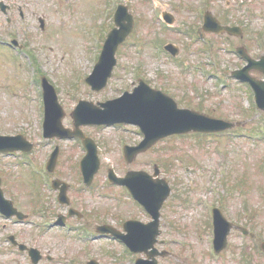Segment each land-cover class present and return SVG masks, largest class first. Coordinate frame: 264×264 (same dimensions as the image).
Returning a JSON list of instances; mask_svg holds the SVG:
<instances>
[{
    "label": "rangeland",
    "instance_id": "1",
    "mask_svg": "<svg viewBox=\"0 0 264 264\" xmlns=\"http://www.w3.org/2000/svg\"><path fill=\"white\" fill-rule=\"evenodd\" d=\"M12 3H26V22L17 20L13 29L21 30L16 35L19 41H24L20 43L25 45L29 56L15 59L12 52L0 48V135L22 134L34 144L29 154H0L2 189L14 207L40 224L46 221L44 215H69L57 202V193L42 183L46 178L44 163L55 149L53 146H57L58 161L50 178L70 185L68 196L74 209L90 215L89 220L103 218L114 225L130 218L147 219L145 211L135 205L125 189L111 185L107 172L112 169L118 177H124L128 170L153 175L154 165H158L159 177L166 178L172 188L161 209L159 239L164 245L157 246L169 255L159 258V264H264L261 249L264 111H257L250 89L231 78L232 72L246 64L236 55L237 47H246L255 60L264 56V0H12ZM119 4L127 6L134 15L136 27L118 50V64L108 87L93 92L85 79L91 76L95 58L114 28V9ZM163 11L175 18L171 29L161 22ZM205 11L222 23L240 26L242 38L209 34L202 41L198 39ZM25 23L24 31L18 24ZM5 31L6 23L0 21V39L10 40ZM168 43L179 47L178 59L164 52ZM27 62L35 67L38 81L45 77L56 88L66 113L63 124L70 129H73L70 113L80 100L105 102L125 90L131 91L139 79L154 87L161 86L181 108L240 125L220 135L169 137L138 156L131 165L123 160L120 140L138 145L142 137L135 127H83L84 134L98 142L101 159L99 173L91 187L86 188L80 185L83 180L79 162L84 150L79 142L58 138L43 142L40 137L43 116L37 108L39 86L36 82L29 83L34 72L27 70ZM196 65L204 66V71H198ZM206 72L218 76L208 80ZM251 74L264 80L258 72ZM221 80L229 87L218 91ZM30 161L36 165H26ZM213 208H219L230 222L248 230L253 237H244L239 229L233 230L227 249L218 256L213 254L210 216ZM71 221L75 227L81 226L76 218ZM42 229L28 221L0 220V250L10 248L6 237L13 234L44 255L40 264H70V261L85 264L87 254H92L99 264L132 263L127 251L116 242L103 240L86 246L76 240V232L66 236L63 230L55 229L42 235ZM27 235L30 238L26 242ZM47 255L53 258L52 262L46 259ZM0 264H31V261L25 262L18 252L4 250L0 253Z\"/></svg>",
    "mask_w": 264,
    "mask_h": 264
},
{
    "label": "water",
    "instance_id": "2",
    "mask_svg": "<svg viewBox=\"0 0 264 264\" xmlns=\"http://www.w3.org/2000/svg\"><path fill=\"white\" fill-rule=\"evenodd\" d=\"M164 18L170 24L174 23L171 15L165 14ZM115 20L117 27L109 34L100 60L93 74L87 80L88 84L96 91L102 90L107 85L108 79L112 76L113 69L117 64L116 53L118 48L133 32L135 26L134 18L129 14L127 7H121L119 9ZM205 21L204 29L208 32H229L233 35H240L239 28L222 26L211 14L206 15ZM166 49L174 55L178 54V50L173 45H168ZM238 51L250 62V65L238 73H234V75L254 85L257 104L259 108L264 110V82L253 79L248 74L252 68H256L264 74V57L262 58V62H256L250 59L244 49H239ZM43 84L46 91L47 107L46 135L48 137L60 136L68 138L79 136L84 138L80 131L71 134L70 131L63 127L62 119L65 114L58 103L55 89L46 79H44ZM142 85L144 86L143 83ZM138 93L125 94L120 99L103 104L104 111L96 109L90 103L80 102L78 108L73 113L76 127L86 124H114L119 122H131L141 125L146 139L139 147L127 148L128 160L131 162L139 153L145 152L157 141L169 135L177 133L185 134L191 131L202 133L222 132L236 126L233 123L204 116L198 112L179 109L171 98L161 92L153 91L155 96L148 100L139 98ZM85 144L88 149V156L82 163V170L85 181L87 184H91L94 175L99 170L100 161L94 142L85 139ZM31 149L32 145L26 144V139L23 137H0V151H30ZM56 159L57 153L51 162V171L54 169ZM111 177L115 182L128 185L133 190L135 197L145 204L149 212L156 219L159 218L160 209L171 194V189L166 180L153 181L145 173H130L124 181L116 179L113 176ZM65 194L66 190L63 192L61 201L63 203H69ZM0 200L8 205V202L4 201L1 192ZM215 211L217 234L215 245L217 252H220L227 246V236L231 229V224L224 219L223 214L219 210ZM4 212L7 213L5 209ZM140 225L135 222L127 224V226L133 228L140 227ZM34 253L37 254L36 251ZM38 260L39 258L34 260V262L37 263ZM152 264H157V262L153 261Z\"/></svg>",
    "mask_w": 264,
    "mask_h": 264
},
{
    "label": "flooded vegetation",
    "instance_id": "3",
    "mask_svg": "<svg viewBox=\"0 0 264 264\" xmlns=\"http://www.w3.org/2000/svg\"><path fill=\"white\" fill-rule=\"evenodd\" d=\"M7 1L10 3H8ZM17 20L22 21V22H26V3L14 4V3H12V0H0V21L6 23L5 34L11 36L10 40H8V39L6 40L3 38L0 39L1 45H4V44L7 45V43L9 41L13 42L17 46H19V44H22V43H20V41H23V40L19 41V37H18L20 34L19 32L21 30L15 31L13 29V25L18 23V22H16ZM18 25L22 26V29L24 31L26 30V23L23 25H21V24H18ZM25 43H26V41H25ZM24 46H22L21 48L24 49L25 48ZM148 85L152 89H157V90L163 91V88L159 85H157V87L156 86L154 87L150 83H148ZM133 86H134V88L131 90L133 93L138 88H140L137 91V92H140V94H142V95L145 94L146 96H150L152 94L151 91L146 86H142L140 83L135 84ZM89 128H91V129H106L107 127H105V126H89ZM59 194H60V191H59ZM59 205L61 208H63V207L66 208L69 215H44V216L48 217L47 221L50 222L51 224L54 222L56 223L60 218H63L64 224L66 225L65 226L66 228L54 226L51 228H47L46 230L42 229V230H40L42 235H45L46 233H49L48 231L51 232L55 229L66 230L67 232H71V233L76 232L74 234V236H76L75 237L76 240L78 239V241H79V237L77 236V232H81V236L85 237L83 244L86 246H88L90 241L99 242V241H103V240H105V241L109 240L111 242H116L118 245L122 243L121 241L129 242V243H131L133 241H139V243L141 244V246L137 249V252H139V253L134 254L135 255V261L139 260V264H151V257L148 254V252L147 253L145 252L148 247H149L148 249H150L149 251L151 252V255L158 257L159 249L157 248V246H159L160 244L164 245V241L159 239V237H161V234H162V229H161L162 215L160 218V222L157 223V225L155 224L153 217L145 210L144 211L147 215H144V216L147 219L130 218V219H125V221L121 225L120 224L114 225L111 223L104 222L103 218H99L98 221H97V219L89 220L90 215H85V214L77 211L76 209H74V204L71 202V199H70V206H65V205H61V204H59ZM70 212H71V214H70ZM41 216H43V215H41ZM28 218H29V215H28ZM74 218H76L79 221L81 226L75 227V225H73L71 220H73ZM14 220L17 221L16 218H14ZM128 220L140 221L141 223H143L149 227H144V228H141L139 230H137L135 228L134 229L133 228H127L126 224L128 223ZM159 226H160V231H161L160 235H159ZM6 228L7 227L5 226V229ZM238 229H239L238 227H235L233 230H238ZM132 231L136 232L138 234L139 238H136L135 236H131L130 233H132ZM29 238H30L29 235H27L26 236V242L29 240ZM16 240L18 241L19 244H23L13 234L9 235L8 241H9L10 248L9 249H1L0 253L2 254V251H4V250H8L12 254L18 252L23 257L25 262H26V260L29 262L30 261L29 252H27L26 250L21 251V246L15 243V242H17ZM123 245L124 244H122V246ZM86 246L84 247V249H86ZM2 247L4 248V245H2ZM127 251L130 253V250H128V248H127ZM168 255L169 254H166V257H168ZM42 256H43V258L39 263H42L44 260V255H42ZM45 257L49 262H52L53 258L50 255H47Z\"/></svg>",
    "mask_w": 264,
    "mask_h": 264
}]
</instances>
